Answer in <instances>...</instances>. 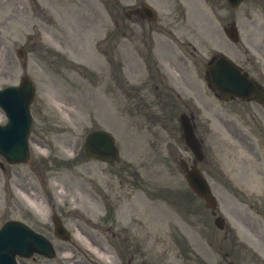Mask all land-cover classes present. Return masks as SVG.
Returning a JSON list of instances; mask_svg holds the SVG:
<instances>
[{
	"label": "rangeland",
	"instance_id": "374dc122",
	"mask_svg": "<svg viewBox=\"0 0 264 264\" xmlns=\"http://www.w3.org/2000/svg\"><path fill=\"white\" fill-rule=\"evenodd\" d=\"M41 3L43 6L42 10L37 12L35 11L37 9L31 6L30 0H0V85H3L8 81H14L15 78L20 75V69H17L15 66L16 57L13 49L15 45L19 43L18 40L24 39L25 41L27 39L29 43L33 42L35 40L36 32L41 35V39H43L45 42L54 44L56 47L60 46L63 48L65 45V48L70 50L75 58H77L76 60L78 62L95 68V70H91L94 71L95 75H86L87 78L83 77V75H80L75 70H67V72H63L61 74L59 73L58 75L60 76L57 77L53 72H49L57 67L53 68V65L46 62L45 63L47 65L44 67L40 65L38 61H36L37 59L34 56H31L30 64L32 66V70L30 71L35 75L34 78L37 82L38 90V99L34 104V107L36 108L34 120L36 128L38 127L36 132H39L38 136L33 139V143L38 147L33 146L32 151L35 153L38 152V148L41 146L40 149H42L43 152H46L48 150L46 147V142L48 141L49 146L53 144L52 147H55L57 152L59 151L58 153L63 154L67 159H71L70 157H76L78 155L80 161L75 163L70 168L65 167L63 170H61L59 167V172L56 177H52L51 174L47 173L48 182L51 180V182L59 181L61 183L62 188L65 190L64 193L67 200L65 201V205H68V202L71 201L73 204L83 207V204H87V200L89 199L88 195L83 193H85L86 189H92L91 196L89 197H91L95 203L90 202V206H92V210L94 207H97V211L94 213H97L98 216L97 223H101L103 212L101 214V208L98 207L97 204L99 201L103 200L104 197L101 194L97 195L96 189L98 187H102L101 190L105 191L108 189V191H110V188H112V191H114L116 195L119 194L120 196H123L120 193H116L119 192L120 188V178L117 174V171L119 169V165L121 164L115 163L113 165L115 168L113 167V169L107 164L97 160L86 161L82 159L80 157L81 152L78 153L80 150L79 146L81 145L82 134L86 129L89 127H94L97 124H109L108 119L105 118V116L107 117L105 107L103 105H101V107L99 106L101 104V99L105 98L104 96L111 95L114 99L117 94L114 92L115 89L113 83L110 81V75L113 74L115 70H119L121 66V63L118 61L119 54L121 60L124 63V67L130 66V68H136L138 72H141L145 69V65L139 63L137 58L139 56L142 58L141 53L143 50H147V42H144L145 46H140V49L142 50L130 45V41H133V39H129L131 37V29H133L132 27L137 26L135 23L136 18H123L120 16L119 12L114 13V15L115 18L117 16L118 19L121 17L122 22L125 25V39L122 38L119 41L120 37L119 35L116 36V34H114L109 39L106 38L108 32L113 30L114 24H112L110 19L111 17H102L101 14L103 12H98L100 4H103V0H42ZM251 11L255 12L252 9ZM235 12L237 20L241 22V25L244 29L242 36L245 40L246 37L249 36L247 29H245V23H247L246 9L245 7H240L238 10H235ZM162 16H166L167 22H169L172 18L171 13L168 12H164ZM208 17V14L202 13L201 11H198L195 14L192 12L189 13L190 23H193L199 29L206 26V20ZM143 22L145 23L146 21ZM194 22L198 24H195ZM145 27L146 28H143L140 31L137 30L133 33L143 37L146 36L147 38L149 37L147 24H145ZM97 28L98 30L94 32L93 30ZM158 33L159 32L157 31L156 34ZM250 39H253V42L258 43L259 46V42L262 39V33H258L256 35L253 34ZM90 40L92 41L90 46H88V42ZM137 41L138 40H134L135 43H137ZM101 42H108L111 44L108 50L109 52L111 51L112 46L115 48V51L112 53V55L117 54V56L114 64L111 63L112 66H109L108 64L107 56L103 50L104 46L99 45ZM94 46H96L97 51H94ZM246 46L248 47L247 44ZM88 48H90V50H88ZM249 48H252V46H249ZM180 50L183 55L176 53L168 55L162 53L161 61L163 62V66L166 65V68L173 75H175L177 72L179 73L177 74L176 81L179 82L183 87L186 85L191 88H195V85L188 81V72L190 73V70L187 69V66L193 70V76L196 69L198 68L193 66L194 64L190 60V55L185 53L182 49ZM208 55L209 53L204 51L202 54H200V57L197 56V59H199L198 61L200 63H203ZM253 55H255L253 56V63L254 65L258 66V69L261 71L262 78L264 80V59L260 58L262 56L259 53H253ZM180 56L182 59L179 58ZM186 58H188V61ZM167 61L169 62V65L166 63ZM132 62H134L135 66ZM127 67L126 72L128 75H130L129 68ZM140 68H143V70H140ZM140 72L138 74L136 73V76H140ZM190 75L192 76L191 73ZM145 87H147V90L149 91L148 95L150 96L152 103L156 105V99L152 92L153 89L151 84L148 83V85ZM201 92V99H203L205 104L207 103V107L210 108V111L207 112V114H201L202 117L203 115H205V117H209L211 121V132L208 137L210 147L207 144V150L209 156L214 161V165L212 167L209 168L206 166V168H208L210 171L215 168H219L223 170L224 173H229L233 181H235L236 175L238 177V181L240 182L247 181V177L246 174L243 176V173H238L239 169L245 168L246 170H250L253 167H258L262 170V172H264V147L255 145L250 149V146H248L249 140H243L242 142V134L233 129L232 123L228 121L225 123H219L215 118H213V111L216 109V107H214L211 103L215 104L216 102L210 98L206 88L202 87ZM108 100L109 99H107V101ZM146 102L148 101L146 100ZM40 106H42L43 110H41L42 108H39ZM251 106L258 112H260V110H264V107L261 108L254 106L253 104H251ZM157 107L160 108V106ZM159 108L156 109L158 110ZM37 109L41 110V113ZM50 109L56 114V120L59 123L52 121ZM237 119L239 120V118ZM50 122L54 124L50 125ZM161 123H165V120ZM67 125L71 127V131H65V127L68 128ZM159 125L160 124H152V126L150 125V128H155L154 131L157 132L156 138L153 137L154 135H152L150 138V143L152 144L150 147V154L159 155V157L155 159L156 163L152 164V160L148 158L147 154L140 158L131 157L127 161H136L141 167L139 168L134 164L138 169H141L140 186L142 189L139 191V198L140 194L144 193L146 198H155L156 204H158L157 198H160L165 194L163 190L158 191L156 185L160 184L159 188L161 189H164V186H172L173 184H176L177 187H181V185H179L181 181L176 176L179 173L177 160L179 155L185 157L189 154L180 143L177 127H174L173 125L171 127L168 125L169 127L163 129ZM205 134L206 133L204 132L203 136H205ZM234 141V146L236 147L235 149L229 146V144L231 145L234 143ZM168 144L171 148L170 152ZM256 150L259 152V157H256L254 154ZM135 154H139V152ZM131 155H128L127 157ZM57 167L58 166H56L55 169H49L52 175H55ZM31 172H33L35 175L33 176ZM38 172V169H36L34 166L12 167V173L14 175L13 181L17 185V189L15 190L17 193V198H14V200L17 202L11 201L10 203L13 205V207L10 209V211H7L5 209L7 201L4 198L1 199L0 208H2L3 212H6V214L10 216H21V218L23 217L32 223L33 216L26 215L22 210V208L27 209V203L29 200L26 197L30 198V200L32 197L37 201H41L42 203L44 201V210H47L45 204V194L42 190L38 191V184L40 181H42L37 176ZM210 173L213 175V182H216V180H221L223 183L226 182V178H223V180L216 173L212 171ZM262 177L264 182V173L262 174ZM143 181L144 183H150L149 185L152 189H154L153 194L148 195V193H145L147 192L148 188L145 184H143ZM58 187L61 188L59 185ZM251 191L252 189L247 190V193ZM253 191L258 193L262 192L264 194V190ZM30 192L33 193L31 197H29ZM215 192L217 193V197L219 199L218 201L221 212L223 213L227 222L240 232L246 230L244 227V221H240V219L244 218L241 215L245 213L244 209L246 205L244 203V198L246 197L247 193L244 196L239 195L237 190H225L221 188H216ZM19 194H22L23 196L19 197ZM23 198L28 200L27 203L22 200ZM42 198L44 200H42ZM178 199L180 200V198ZM79 201L80 203H76ZM194 203L196 204L195 200ZM166 207L168 211L167 214H165V219H170L173 223L179 219V223L181 225H185L187 222L188 227L185 228L187 233H185L189 237L192 246L196 244V247H194L198 250H201L203 246H207L208 243L211 242V238L209 236H205V239L201 238V235L197 231V227L193 226L195 219L189 218L187 211L183 213H177L176 207L174 205L167 204ZM2 211L0 212V221L3 217ZM174 211L176 213H174ZM182 214L185 217H182ZM87 216H85V219H87ZM85 219L80 218L78 222L82 224ZM34 221L37 222V219ZM152 221L154 223V221H157V219L153 217ZM108 224L109 223L105 222L102 225L104 226ZM124 224L129 225L128 223ZM134 225H136V223H134ZM160 228L161 232L163 233V225H161ZM253 228L255 229L254 226ZM103 229L104 228L101 227L100 230H97L99 231V234L102 235V240L105 238V236L110 234L109 232L107 233L103 231ZM113 229H119V225L114 224ZM154 234L155 233L152 235ZM119 237V239H122L123 241V246L128 245L133 241V239L124 232H121ZM155 237L156 235L153 238L154 240ZM77 238H79L77 241H79L80 245L85 246L86 238L82 236H77ZM257 239V242L259 243L264 242V239H262L260 236H257ZM99 240L100 239L97 237H94L93 243ZM158 246H160L159 248H163L169 245L162 243ZM96 247L101 250H98L99 252H106L108 255V250H105L97 244ZM171 251H173V249ZM70 252L71 248L65 246V254H70ZM187 255L190 254L188 253ZM135 256L137 257L136 254ZM108 257L111 259L110 255H108ZM67 258L68 256L65 257L60 252L57 260H65ZM188 261L191 263L190 260ZM27 264H37V262L28 261Z\"/></svg>",
	"mask_w": 264,
	"mask_h": 264
}]
</instances>
